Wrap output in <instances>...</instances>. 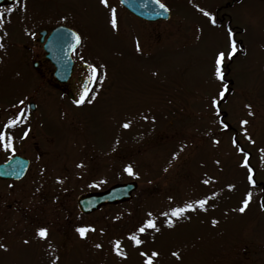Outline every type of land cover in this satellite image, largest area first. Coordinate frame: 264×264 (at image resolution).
<instances>
[{
  "label": "rangeland",
  "instance_id": "374dc122",
  "mask_svg": "<svg viewBox=\"0 0 264 264\" xmlns=\"http://www.w3.org/2000/svg\"><path fill=\"white\" fill-rule=\"evenodd\" d=\"M21 1L0 15L2 114L10 116L41 84L23 50L34 44L37 27L69 24L83 39L73 83L84 75L81 63L97 66L103 79L91 104L43 92L47 99L30 115L53 136L39 133L49 142L40 139L47 152L26 150L33 162L22 180L0 179V264H144L142 251L159 253L154 264H264V0H160L172 15L155 22L109 0L115 30L110 8L99 0ZM229 30L237 52L225 60L219 81L214 59L227 49ZM223 85L228 91L217 114L210 98ZM241 120L249 123L242 128ZM15 131L8 135L17 149L21 132ZM238 148L248 154L254 184ZM9 156L0 147V162ZM132 180L138 189L131 201L79 210V196ZM202 199L204 210L162 215ZM148 219L159 231L138 233ZM41 227L48 230L45 239L36 235ZM79 227L92 230L81 238ZM133 234L141 245L129 239ZM116 241L123 256L114 250Z\"/></svg>",
  "mask_w": 264,
  "mask_h": 264
},
{
  "label": "flooded vegetation",
  "instance_id": "af4514ba",
  "mask_svg": "<svg viewBox=\"0 0 264 264\" xmlns=\"http://www.w3.org/2000/svg\"><path fill=\"white\" fill-rule=\"evenodd\" d=\"M108 2H109V0H108ZM116 2H117L118 6H121L123 9H125V7L121 4L120 0H116ZM21 4H22L21 0H13V1H7L6 0L5 2H3L0 5L1 17L5 16V14L7 12H9V11H5L6 9L11 8V9H13L12 11H15L16 9H18L20 7L19 5H21ZM224 6L226 7V4ZM12 11H10V12H12ZM126 11L129 12L128 10H126ZM130 14L132 15V13H130ZM132 16H134V15H132ZM60 26L71 27V26H69V24H67L65 22H57L56 24H54L52 26L37 27L33 30L34 36L32 37V40H33L34 44L30 45V46L24 45L23 50L25 51L26 55L28 53H30L29 56L32 57L33 71L37 74L39 80L41 81V84L37 85L33 88L34 93L31 96H34V97H27V99H26L27 101L24 100L25 103L23 105H21V104L17 105L16 106L17 109L11 110L10 116H6V115L2 114V111H0V113H1L0 131H4L6 134H11V132L13 130H16L15 132H21V137H19V139L17 140V141H19L20 146L17 149L14 148V151H7V152H9L10 156L7 159L3 160L2 163L6 162L8 159H10L13 156H22V157L27 158L29 165H28V168L26 170L25 176L27 175L28 171L30 170V167L32 166V162H33V159H31V157L28 156V154H27L28 152L26 150L28 148H29V150L34 149L35 151H38V149H42L41 141H42V143H46L47 145L49 144V142L46 138L42 139L39 137L40 132H44L47 135L51 134L53 136V134L48 133L45 130V127H43L36 119L31 118V116H30V115H32V113H35L40 109L41 104L39 105L38 101L41 102V99L43 101H45L47 98L44 99L43 97H44V93L46 95L47 92H50V94L56 96L59 101H61V100L64 101L65 99L73 101L75 99H78L81 91L85 87L84 84L81 82H83V80L88 78L87 74H88V72H90V69L88 68V64L81 63V67L83 69L82 74H84V75H80L77 79V83H75V84L73 83L75 71L78 67H80V65L77 64L78 63L77 53H78V51L82 45L81 44L80 47H78L76 49V51L72 54V57H73L74 62H75L72 78L69 79L67 82H60L57 80L56 75H55V73L57 71V66L48 57L49 53L44 48V45L47 42L51 33L56 28H58ZM29 56L28 57L26 56V57L29 58ZM46 74H49L48 75L49 79L46 80V83H42ZM90 84L87 86L89 89H91L93 91L95 90V88L99 87V85H97L96 83H93L92 85H90ZM78 85H79V89H78ZM36 87H38V88H36ZM30 98H33V99L30 100ZM34 98H35V100L37 99V101H35ZM50 98L52 99V97H50ZM31 104L34 105L33 109H32ZM16 107H14V108H16ZM21 115H23V117H24L22 123L17 124L15 127L11 128V129H5L3 127L10 118H16V117H19ZM25 132L28 133L27 136H24ZM40 139H42V140L40 141ZM2 149H4V148L2 147ZM23 149L26 152H24ZM42 151L47 152L46 149H42ZM7 181H11V180H7Z\"/></svg>",
  "mask_w": 264,
  "mask_h": 264
},
{
  "label": "snow or ice",
  "instance_id": "6c2138e0",
  "mask_svg": "<svg viewBox=\"0 0 264 264\" xmlns=\"http://www.w3.org/2000/svg\"><path fill=\"white\" fill-rule=\"evenodd\" d=\"M123 2V0H122ZM99 3L104 6L105 8H110V19H109V23L112 27V29H117L118 28V20H117V16H116V9L114 7H110L108 0H99ZM153 3L157 4L159 6L160 9H163L165 12L168 11V9L166 8V6L160 2V0H153ZM13 9L9 8L6 9L5 11H12ZM200 11L203 13V15L205 17H208L213 24H215V20L214 18H212L211 14L203 9H200ZM0 23H2V21H0ZM72 39L74 41H76V43L80 42V37L75 33H71ZM3 45L0 44V48H2ZM137 51H140V47L137 44ZM237 52V47H236V42L233 39V33L231 30L228 31L227 34V49L226 50H218L215 54V59H214V68H213V75L215 77L216 80L219 81H223L224 80V73L222 71V66L225 62V60H230L232 59V57L236 54ZM88 68L90 69V75L87 78L88 83H92L94 81L97 80H101L103 79V77H100L97 75L98 72V68L97 66H93L91 64L88 65ZM99 69H103V65L99 66ZM228 91L227 86L223 85L218 93V97L214 96L210 98V104L211 107L217 112V114L219 113V109L217 107L219 100H222L225 97L226 92ZM95 99V94L94 91L89 89L87 84L85 85L84 89L81 91L78 99H75L72 101L73 104L80 106L83 105L84 103H89L91 104L93 102V100ZM25 103L24 100L19 101V104L23 105ZM246 108H251L250 105H245ZM248 115H253V113L249 110ZM23 115L16 117V118H10L7 123L3 126L5 129H11L13 127H15L17 124L22 123L23 122ZM249 123L248 120H241L240 124L241 127L243 128L244 126H246ZM221 126L224 129L228 128V125L226 123L221 122ZM122 127L124 128H128L129 127V123H124L122 125ZM28 133L25 132L24 136H27ZM245 138L246 139H250V137L247 136V130L245 128ZM214 143H218V141H214ZM236 141L233 140V144L236 145ZM0 147H3L5 150L7 151H14V147H13V137L11 135L6 134L4 131H0ZM238 151H240L241 153L244 154V163H243V167L247 168L248 170V181L250 184H254V179H253V175H252V168L249 167L248 165V154L244 151L243 148H238ZM175 155L173 156V159H175ZM77 167H83V165H77ZM124 171L129 175V176H133L134 172L131 166H126L124 168ZM209 181L205 180L204 183L207 184ZM231 187V186H229ZM251 199V193H248L246 195V198L242 201V206L238 209L241 213H243L246 209V207L249 204V201ZM207 203V200L202 199L199 200L197 202H195V204L189 203L186 204L184 207L182 208H174L171 210L170 213H162V215L166 216V217H176V218H180L183 213L185 211H194L196 208H199L201 210H204L205 204ZM262 207H264V205H262ZM149 216H151V213H149ZM216 221H213V224H215ZM165 224L167 227L171 228L173 226V221L171 218L167 219L165 221ZM146 229H153L155 231H159V229L157 228L156 223L154 222L153 219H148L145 224L143 226H141L140 228L137 229L138 233H144ZM92 229L86 228V227H79L76 229V231L79 233L81 238L85 237V234L90 231ZM36 235L41 238V239H45L47 238L48 235V230L44 227L38 228L36 231ZM129 239L131 241L134 242L135 246H139L143 243V241L138 238V236L136 234H133L129 237ZM25 243H27V241H25ZM120 242L116 241L115 245H114V250L116 251V254L118 256H123V250L119 247ZM97 248L100 247L99 244L96 245ZM5 246L3 244H0V249H4ZM6 250V249H5ZM140 255L142 257H145L144 260V264H154L155 259L159 256V253L156 251H152L150 254L146 253V252H140ZM172 255L174 257H176L177 259H179V254L177 252H173ZM53 264H55V262H53Z\"/></svg>",
  "mask_w": 264,
  "mask_h": 264
},
{
  "label": "water",
  "instance_id": "95a60500",
  "mask_svg": "<svg viewBox=\"0 0 264 264\" xmlns=\"http://www.w3.org/2000/svg\"><path fill=\"white\" fill-rule=\"evenodd\" d=\"M4 1L6 0H0V4ZM121 3L133 14L148 21L169 19L171 15L167 7L168 11L165 12L157 4L153 3V0H123V2L121 0ZM73 32L79 36L72 28L60 26L51 33L45 43V49L49 53L48 57L57 66L56 75L60 82H65L71 77L74 66L72 53L81 43V38L79 43L72 39L71 33ZM28 163V160L23 157H12L6 163L0 164V178L20 179L24 175ZM137 189L138 183L136 181L117 183L103 191L85 193L79 196L77 205L82 213L88 214L104 205L132 200L133 194Z\"/></svg>",
  "mask_w": 264,
  "mask_h": 264
}]
</instances>
